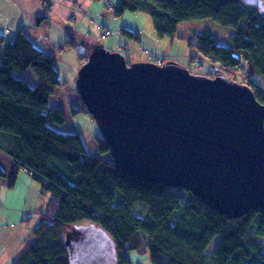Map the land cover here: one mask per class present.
Returning a JSON list of instances; mask_svg holds the SVG:
<instances>
[{
	"label": "trees",
	"instance_id": "16d2710c",
	"mask_svg": "<svg viewBox=\"0 0 264 264\" xmlns=\"http://www.w3.org/2000/svg\"><path fill=\"white\" fill-rule=\"evenodd\" d=\"M114 12L119 18L127 12L144 13L159 38L172 40L179 26L191 20L212 19L233 29L230 45L210 30L196 33L189 45L217 66L203 76L223 74L247 85L264 104L258 81L264 78V14L257 7L245 0H118ZM120 34L130 42L140 41L129 29ZM15 70H32L38 85L18 79ZM61 85L56 59L20 30L0 61V157L14 165L9 188L24 170L50 200L32 230L33 240L14 264H131L127 253L140 250L147 239L152 264H264L262 214L251 211L227 220L185 189L146 183L118 170L102 157L110 154L102 136L96 137L98 156L88 152L78 133L52 128L66 123L62 108L49 107ZM5 177L0 162V187ZM136 205L147 206V214L137 215ZM217 237L220 242L209 253Z\"/></svg>",
	"mask_w": 264,
	"mask_h": 264
},
{
	"label": "water",
	"instance_id": "95a60500",
	"mask_svg": "<svg viewBox=\"0 0 264 264\" xmlns=\"http://www.w3.org/2000/svg\"><path fill=\"white\" fill-rule=\"evenodd\" d=\"M245 3L264 14L263 0ZM76 87L118 170L185 189L227 220L264 216V104L251 87L172 62L129 64L100 45Z\"/></svg>",
	"mask_w": 264,
	"mask_h": 264
},
{
	"label": "rangeland",
	"instance_id": "374dc122",
	"mask_svg": "<svg viewBox=\"0 0 264 264\" xmlns=\"http://www.w3.org/2000/svg\"><path fill=\"white\" fill-rule=\"evenodd\" d=\"M114 6L118 5V0H110ZM109 10V9H107ZM114 12V10H109ZM84 12V9H83ZM117 21L125 22L131 29H134L139 34L141 43L130 42L123 46V48H112L116 50V53H120L125 61L129 64H150L155 62V56L161 57L165 63L172 62L184 69H189V72L193 75H207L213 70L217 69V66L210 63L208 60L202 58L203 65H199L196 62H191V57L199 56L195 48H191L189 43L195 42V34L202 33L205 30H210L211 33L219 39L224 45H230L229 37L234 33V30L229 27H224L212 19L203 20H191L182 23L178 28V36L172 40L168 37L159 38L154 30L152 19L140 12H127L123 17H116ZM115 34L114 39L118 38V32L111 29ZM100 32V31H99ZM101 33V32H100ZM101 38V36H100ZM99 39V45H107V41ZM125 50L128 54H125ZM84 53L83 51L81 54ZM127 53V52H126ZM83 65L80 67L82 69ZM63 73H68V65H65ZM15 76L18 79L23 77L22 80L35 87L38 85V77L32 70L26 72L14 71ZM36 81V82H35ZM260 86L264 88V78H258ZM257 82V81H256ZM69 86L76 87V82L69 81ZM78 101L79 100V96ZM81 104V103H80ZM51 105L54 107L59 106L66 113V123L62 126H56L57 131L62 133H78L85 142L88 152L92 155H100L96 145V137L102 136V132L92 116L87 113L84 106L81 104V108L75 110L72 105L69 104L67 99L59 100L54 97L51 100ZM105 159H111V155L107 154L103 156ZM21 176L24 177L18 182V186L13 188V192H9L5 198V202L0 199V251H8L9 254L19 251L22 253L26 247L27 242L33 240L32 230L39 223L41 212L48 203L50 195L40 193V187L38 183H33L32 177L24 170H21ZM7 178L1 179L2 184H6L9 187V181ZM34 181V180H33ZM6 189H4L5 191ZM9 190V189H8ZM40 193V195H39ZM0 194L2 196V189L0 187ZM40 203V205H39ZM27 211L28 213L24 214ZM134 212L137 215L144 216L148 212V207L143 205H136ZM83 225H88L84 223ZM149 239H147L148 241ZM147 241L143 243L142 247L138 251L128 252L127 255L131 261V264H152L149 258ZM220 242V238L214 239L212 244L208 248V252L212 253Z\"/></svg>",
	"mask_w": 264,
	"mask_h": 264
},
{
	"label": "crops",
	"instance_id": "0c3cea01",
	"mask_svg": "<svg viewBox=\"0 0 264 264\" xmlns=\"http://www.w3.org/2000/svg\"><path fill=\"white\" fill-rule=\"evenodd\" d=\"M54 1L56 2L54 10L44 12L38 0H0V61L3 58L6 44L12 42L16 34L22 30L38 48L56 59V69L62 80V85L50 98L49 107H54L51 105V100L56 97L59 100L67 99L69 104L73 106L71 108L78 110L81 108V104L77 97V87L68 84L70 80L72 82L77 81L80 67L85 62L81 60V52L90 54L93 48L99 45L101 33L97 25L103 24L108 29L118 32V38L114 39L112 36L105 40L108 44L104 47L111 52H117L112 48L120 49L129 43L128 39L120 35V31L122 29L133 31L134 29H131L125 22L119 23L115 12L107 10L102 2H90L88 0ZM74 4L81 5L84 12L78 14L75 21H70L71 8ZM69 40L74 45H68ZM102 41L101 43H103ZM65 65H68V73L62 71L65 69ZM19 78L23 79V77ZM52 127L57 130L56 126L52 125ZM0 162L6 174L5 178L8 177L7 180L9 181L14 169L13 162L6 156L0 157ZM21 175L22 173L19 172L15 188L21 180L19 177L24 179ZM33 183L36 182L32 180V185ZM1 189L2 196L0 194V199L5 202L8 193L13 192L14 188L10 189L8 185L2 184ZM4 189L6 190L4 191ZM48 200L50 199L48 198ZM26 213L28 212L25 211L24 214ZM20 254V250L11 254L7 250L0 251V264H14Z\"/></svg>",
	"mask_w": 264,
	"mask_h": 264
},
{
	"label": "built area",
	"instance_id": "2783aa9c",
	"mask_svg": "<svg viewBox=\"0 0 264 264\" xmlns=\"http://www.w3.org/2000/svg\"><path fill=\"white\" fill-rule=\"evenodd\" d=\"M90 2H94V1H99L102 2L104 7L106 9L109 10H114L115 6L110 2V0H88ZM40 3L42 5V8L44 10V12H51L54 10L56 2L54 0H40ZM83 13V8L81 5L79 4H74L71 8V15H70V21H75L76 20V16L78 14H82ZM1 19V17H0ZM98 30L101 32V39L103 41L109 39L110 37L117 35L115 34L111 29H108L107 27H105L103 24H98L97 25ZM108 49V48H106ZM127 52V53H126ZM125 54H128V51L125 50ZM202 58H200L199 56H195V60L194 62L198 63L199 65H203V62L201 60ZM155 63L158 65H162L163 61L161 59V57L159 56H155ZM245 72H247L249 70L248 65L245 66ZM245 77V76H244Z\"/></svg>",
	"mask_w": 264,
	"mask_h": 264
},
{
	"label": "bare ground",
	"instance_id": "6f19581e",
	"mask_svg": "<svg viewBox=\"0 0 264 264\" xmlns=\"http://www.w3.org/2000/svg\"><path fill=\"white\" fill-rule=\"evenodd\" d=\"M39 1V4H40V6L42 7V5H41V3H40V0H38ZM111 2V1H110ZM121 35V34H120ZM82 55H85V56H88V57H86V58H84V59H82ZM89 55L90 54H88V53H82L81 55H80V57H81V60H84L85 62H84V64L88 61V59H89ZM83 64V65H84ZM163 65V64H162ZM79 74V73H78ZM62 81V80H61ZM52 126V125H51ZM55 126V125H54ZM53 128V127H52ZM99 156H101V155H99ZM103 156H105V155H103ZM102 156V157H103Z\"/></svg>",
	"mask_w": 264,
	"mask_h": 264
}]
</instances>
